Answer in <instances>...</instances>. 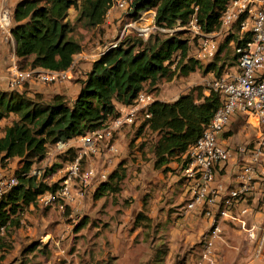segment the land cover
<instances>
[{
  "label": "trees",
  "instance_id": "1",
  "mask_svg": "<svg viewBox=\"0 0 264 264\" xmlns=\"http://www.w3.org/2000/svg\"><path fill=\"white\" fill-rule=\"evenodd\" d=\"M130 1L132 11L128 13L134 20L141 11H153L154 23L158 27L174 29L178 23L186 26L195 19L203 32L212 33L218 30L220 17L231 0ZM113 2L17 0L12 9L11 36L18 68L66 71L73 56L82 50L80 42L72 36L73 24L67 18L68 10L75 8L76 22L93 29L103 24ZM187 31L155 33L145 41L135 33L137 39L126 38L118 42L115 48L93 60L84 78L76 81L80 88L73 100L61 94L44 98L39 93L29 95L0 89V122L13 115L0 127V167H5L10 159L19 160L14 173L18 182L0 198V230L18 225V213L23 207L37 201L38 195L58 188L57 184H40L38 179L29 175L33 164L44 158L51 145L100 129L118 116V104H132L140 91H146V85L155 86L161 79L171 80L175 71L185 76L201 67L197 65L198 61L188 56V39L182 38ZM153 35L164 37L155 36L152 40ZM194 39L196 47L198 38ZM249 39V34L237 38L234 55L226 59L235 60L236 48L244 47ZM229 40L230 36L226 42ZM224 46L218 47L204 72H213L218 77L228 68L224 67L225 60L218 66ZM221 104V95L213 91L205 94L200 87L180 94L172 102L154 99L148 106L149 117H143L138 124L157 134L152 148L154 167L167 170V165L173 161L184 167L188 161V149L201 137ZM70 154H73L72 150H68L65 156ZM124 165L123 161L118 162L107 180L95 188V199L121 190ZM150 221L140 211L134 218V226L148 227Z\"/></svg>",
  "mask_w": 264,
  "mask_h": 264
},
{
  "label": "built area",
  "instance_id": "2",
  "mask_svg": "<svg viewBox=\"0 0 264 264\" xmlns=\"http://www.w3.org/2000/svg\"><path fill=\"white\" fill-rule=\"evenodd\" d=\"M115 5L127 12L132 11L130 0H117L112 3L107 15L115 9ZM12 9L9 0H0V33L10 39ZM143 12L149 14V19H145V26L137 27L134 23L142 20ZM235 24L239 27L241 39L245 34H249L250 39L244 47L236 48V65L225 68L220 76L213 77L207 83L208 92L213 91L221 95L222 104L213 114L198 141L188 149V161L184 168L185 175L190 179L189 199L184 211L199 209L210 219V225L201 240V250L193 264H226L217 247L222 239L223 221L241 225L248 241L255 243L251 260L264 264V220L260 225L247 226L241 218L247 209L237 206V203L247 200L254 193L258 194L264 206V0H231L220 17L218 30L212 33L203 32L195 19L190 20L186 26H179L178 23L174 29L158 27L154 23L153 11H141L138 19L126 24L121 32L123 36L130 30L147 39L155 33L171 34L174 30L188 29L198 38L191 58L199 63H208L213 60L219 41L229 34ZM118 42L115 39L103 45L93 59L115 48ZM7 72L9 87L13 89L35 78L46 83L60 81L66 77L64 72L21 70L14 54ZM153 100L152 93L142 90L132 104L121 106L118 116L100 129L51 145L49 150L52 152L65 156L68 150H72L74 157L66 165L58 188L54 192L47 191L38 195L37 201L46 206L55 200L70 199L73 183L78 186L97 187L107 180L116 166H112L110 157L116 153L115 135L136 121L140 122L143 117H149L147 110ZM236 116H243L247 126L256 129V139L248 138L239 149L241 158L237 161V184L229 188L221 184L213 187L216 169L227 164L232 157L231 149L225 144L222 135ZM102 152L104 161L101 164H85L93 155L99 158ZM29 175L37 179L41 170L31 168ZM17 182L14 174L5 179L0 177V198ZM221 195L224 196V201L220 205L219 201L223 198Z\"/></svg>",
  "mask_w": 264,
  "mask_h": 264
},
{
  "label": "rangeland",
  "instance_id": "3",
  "mask_svg": "<svg viewBox=\"0 0 264 264\" xmlns=\"http://www.w3.org/2000/svg\"><path fill=\"white\" fill-rule=\"evenodd\" d=\"M15 1L17 0H9V6L13 7V2ZM116 1L114 0V3ZM114 7L115 9L111 10L105 17L103 24L94 31H91L92 29L86 30V27L81 22L77 23L75 20L76 16L73 21L69 20L73 24V37H79L83 41L87 36H90L85 44L86 53L89 55L92 54V46L106 45L115 39L119 42L126 38L137 39L135 33L130 30H128L127 35L123 34L121 36L124 26L134 21V18L130 16L127 10L118 8L116 5ZM144 16L145 18H143ZM141 19L134 23L135 26H145L146 20L149 19V14L143 12ZM185 30L187 29H182V31ZM155 36L164 37V35H153L152 40ZM229 36L230 40L226 42V38ZM182 38L188 39V56H191L196 44L193 33L187 31V34H184ZM237 38L241 39V35L238 25H235L231 32L219 41L218 47L223 44L225 46L219 55L218 66L222 64L223 60H225L224 67L231 68L235 66L236 59L231 60L226 59V57L231 58L234 55L235 40ZM143 40L145 41L146 39L143 38ZM94 56L95 53L92 56L90 55L89 59H93ZM197 65H201V67L196 68L194 72L188 75L183 76L179 74V71H175L171 80L161 79L157 85H146L144 88L147 92L153 94L154 99L163 102H172L180 94L195 87H200L207 94V83L215 77V74L213 72H204L207 63H197ZM172 70H175L174 67H172ZM85 71H81L77 75L84 77ZM80 80L81 78L78 77L76 81ZM38 81L40 80L37 78L32 80V82L40 84L55 83H41V81ZM30 82L26 81L20 88L16 89L9 87V90L33 95V89L28 88ZM41 96L48 98L44 95ZM10 118L1 121L0 127L7 124ZM138 124L139 121H136L135 124L123 128L121 132L115 135L116 153L110 156L112 166L115 163L117 165L120 161H123L126 165L135 163L136 154L139 152L145 154V161L152 159V148L157 139V134L147 128H141ZM256 133V129L254 130L253 127L247 126L243 116H238L232 122L222 135L225 144L228 145L232 152V157L228 163L233 159V154L235 156L240 155L239 149L248 138L254 137L256 139ZM71 156L73 154L66 157L48 150L44 158L36 161L32 167V169L41 170V175L37 178L38 183L47 186L58 185L62 180L66 165L71 160ZM103 158L102 152L99 158L93 155L87 159L85 164L99 165L104 161ZM18 165L19 160L17 158L10 159L5 167H0V177L2 179L10 177L15 173ZM93 187V185L78 186L73 183L71 186L72 197L70 199L55 200L46 206L35 201L23 207L18 213V225H15V227L9 226L10 229L0 230V264H42L44 260L50 261V264H105L107 262L112 263L117 258L123 259L125 257L124 252L119 251L115 254L117 256L115 258L110 255L104 256V252L108 249L111 242L104 229L108 230L112 226L110 220L115 223V220L120 219L118 213H116V209L119 208V200L123 202L125 207H128L133 201L131 196L135 194L129 193L130 186L128 181L122 182L121 190L118 193L109 194L100 199L93 197L95 191V187ZM121 194H123V197ZM159 227H157L156 222L150 221L147 230H144L143 233L133 239L131 256L134 260L136 256L137 263L133 260L131 261L132 264H138L140 256L142 257L141 264H182L184 253L189 256L191 254L196 255V253L198 255L201 250L198 249L201 241L200 244H188L184 250L175 253L173 257L167 260V241ZM228 242L230 248L227 247L223 251L226 261L228 258L236 256L240 251L239 246L242 248V245H246L243 237L235 233L230 234ZM139 243L143 244L139 245ZM38 249H42L45 256L39 254ZM242 252L244 255L249 254L246 248ZM251 253H253V249Z\"/></svg>",
  "mask_w": 264,
  "mask_h": 264
},
{
  "label": "crops",
  "instance_id": "4",
  "mask_svg": "<svg viewBox=\"0 0 264 264\" xmlns=\"http://www.w3.org/2000/svg\"><path fill=\"white\" fill-rule=\"evenodd\" d=\"M17 1L13 2V6ZM77 11L75 8H70L68 10V20L73 21ZM107 17V16H106ZM93 28L91 31H94ZM88 30V28H86ZM90 37V36H89ZM87 36L85 40H81L79 37L74 38L78 40L82 46L80 53L73 56V62L70 67L63 71L66 74L64 80H60L51 84H40L35 82L29 83V89H33L34 93H39L48 98L55 94H61L66 96L68 99L73 100L79 91V84L76 82L78 77L83 79L84 77L78 76L81 71L87 72L90 68V64L94 59H89L97 52L102 46L95 45L92 46V54L86 53L85 44L88 41ZM14 50L13 38H7L0 33V89L9 90L7 70L11 62ZM87 67V68H86ZM86 68V69H85ZM36 70L48 71L46 69L37 68ZM72 77V78H70ZM40 82V81H38ZM20 88V87H19ZM121 105H117L119 109ZM236 116L234 120L237 119ZM240 117V116H239ZM230 123V125L232 124ZM229 125V126H230ZM227 127V129L229 128ZM223 139V136H222ZM152 159L145 161V154L139 152L136 154L135 163L127 164L125 163V178L124 181H128L130 186V194H135L132 197L133 201L125 207L123 202L119 200V208L116 209L118 213L119 220H110L112 226L104 229L105 233L110 238V246L105 250L104 256L110 255L112 257H117L115 254L119 252H124L125 257L123 259L117 258L113 260L112 263L108 264H132L131 261L134 259L131 256L133 239L147 230V227H142L140 225L134 226V218L136 214L143 211L151 221L156 222L157 227L162 230L167 241V260L173 257L175 253L184 250L188 244L198 243L202 240L204 232L210 225V219L205 216L199 209H195L189 212H185L184 208L189 199L190 190V179L184 173V167H180L175 161L170 162L167 170L163 168L154 167V158L151 154ZM240 155L235 156L233 154V159L228 164H223L216 169L214 175L213 187L219 184L224 187H231L237 184L236 176L238 173V159ZM116 164V163H115ZM94 188V187H93ZM96 188V187H95ZM123 197V194H121ZM223 196V195H221ZM224 201V196L220 199V205ZM238 207L246 208L247 212L241 216V218L246 222L247 226L252 224L260 225L264 220V206L262 200L259 198L258 194H253L247 200H242L237 203ZM121 211V212H119ZM202 216V217H201ZM122 219V220H121ZM121 221V222H119ZM222 241L220 240L217 244L219 254L222 260L226 264H261L260 261H252L251 250L254 248L255 243L248 241L245 232L239 223H233L229 221H223L222 223ZM235 233L243 237L246 245L239 246V252L233 258L230 257L225 260L224 250L229 245L230 234ZM143 243H139L142 245ZM138 245V244H136ZM249 251L248 255H244L243 249ZM201 249V244L198 248ZM34 252V251H32ZM38 253L44 255L42 249H38ZM197 255V253H196ZM196 255L189 256L184 253V261L182 264H193ZM45 256V255H44ZM142 257H139L138 264H141ZM135 263L136 256H135ZM50 261H43L42 264H50ZM80 264V263H78ZM92 264V263H87Z\"/></svg>",
  "mask_w": 264,
  "mask_h": 264
}]
</instances>
